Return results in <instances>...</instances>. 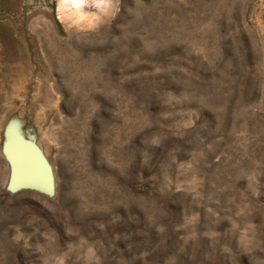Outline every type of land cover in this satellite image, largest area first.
Segmentation results:
<instances>
[{"label": "rangeland", "instance_id": "374dc122", "mask_svg": "<svg viewBox=\"0 0 264 264\" xmlns=\"http://www.w3.org/2000/svg\"><path fill=\"white\" fill-rule=\"evenodd\" d=\"M84 6L0 0V264H264V0Z\"/></svg>", "mask_w": 264, "mask_h": 264}, {"label": "bare ground", "instance_id": "6f19581e", "mask_svg": "<svg viewBox=\"0 0 264 264\" xmlns=\"http://www.w3.org/2000/svg\"><path fill=\"white\" fill-rule=\"evenodd\" d=\"M61 9L64 11L67 10L65 14L78 23L81 21L89 24L94 23V12L89 11L90 9L84 5L77 7L71 3L61 4ZM11 149L15 153L14 157H12L14 160V168L16 169V183L14 185L20 186L34 179L36 184L43 188L45 186V180L42 172L40 174V171L43 169L40 161L44 159L37 148L34 145L27 146L20 141H13ZM34 151L38 153L37 156Z\"/></svg>", "mask_w": 264, "mask_h": 264}, {"label": "water", "instance_id": "95a60500", "mask_svg": "<svg viewBox=\"0 0 264 264\" xmlns=\"http://www.w3.org/2000/svg\"><path fill=\"white\" fill-rule=\"evenodd\" d=\"M5 143L3 145L2 152H3V155L6 159L8 167H9V178H8V185H7L8 189L12 192H16L20 188H23V190H34V191H37L39 193L45 194L47 196H52V194H53V177L51 174V170H50V168L47 165V162L45 160L40 161L42 166H43V169L40 171V174L42 172V176H44V180H45V186L43 188L39 187V185L36 184V181L34 179H31V182L20 185V186L14 185L16 183V181H15L16 169L14 168V160L12 159L10 153L8 152L9 149L7 150V148L5 147ZM34 153L36 156L38 155L37 152L34 151Z\"/></svg>", "mask_w": 264, "mask_h": 264}, {"label": "clouds", "instance_id": "9594fccd", "mask_svg": "<svg viewBox=\"0 0 264 264\" xmlns=\"http://www.w3.org/2000/svg\"><path fill=\"white\" fill-rule=\"evenodd\" d=\"M61 4L71 3L74 6H82V5H94V6H101L103 5L104 8L109 9L111 11V15L114 17L116 13L119 12L120 8V0H60Z\"/></svg>", "mask_w": 264, "mask_h": 264}]
</instances>
